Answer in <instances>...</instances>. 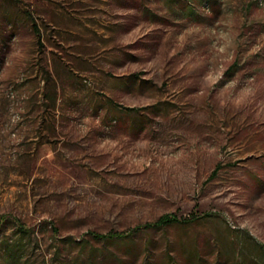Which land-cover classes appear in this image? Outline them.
Segmentation results:
<instances>
[{
	"label": "rangeland",
	"instance_id": "1",
	"mask_svg": "<svg viewBox=\"0 0 264 264\" xmlns=\"http://www.w3.org/2000/svg\"><path fill=\"white\" fill-rule=\"evenodd\" d=\"M0 264H264V0H0Z\"/></svg>",
	"mask_w": 264,
	"mask_h": 264
},
{
	"label": "trees",
	"instance_id": "2",
	"mask_svg": "<svg viewBox=\"0 0 264 264\" xmlns=\"http://www.w3.org/2000/svg\"><path fill=\"white\" fill-rule=\"evenodd\" d=\"M33 25H34L35 30H39L37 22H33ZM37 33L39 34V32H37ZM193 217L196 218L197 216H193ZM180 220H182V218H180L179 216H177L173 213H164V214L160 215L154 221H148L146 223L138 224V225L132 227V229L128 232L111 230L109 232H92V235L94 237L101 238V239H109V238H113V237L125 236L127 234L132 235V234H134V233H136V232H138L144 228L164 227L166 225L173 224V223L178 222Z\"/></svg>",
	"mask_w": 264,
	"mask_h": 264
}]
</instances>
